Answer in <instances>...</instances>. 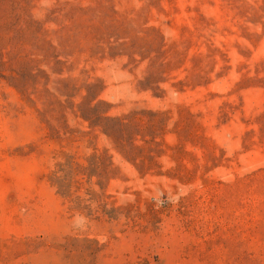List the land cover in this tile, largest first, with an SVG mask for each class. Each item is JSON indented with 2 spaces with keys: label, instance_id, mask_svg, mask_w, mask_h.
<instances>
[{
  "label": "rangeland",
  "instance_id": "obj_1",
  "mask_svg": "<svg viewBox=\"0 0 264 264\" xmlns=\"http://www.w3.org/2000/svg\"><path fill=\"white\" fill-rule=\"evenodd\" d=\"M0 264H264V0H0Z\"/></svg>",
  "mask_w": 264,
  "mask_h": 264
}]
</instances>
